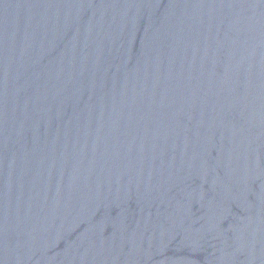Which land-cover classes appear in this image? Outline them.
<instances>
[{
    "label": "water",
    "instance_id": "1",
    "mask_svg": "<svg viewBox=\"0 0 264 264\" xmlns=\"http://www.w3.org/2000/svg\"><path fill=\"white\" fill-rule=\"evenodd\" d=\"M0 264H264V0H0Z\"/></svg>",
    "mask_w": 264,
    "mask_h": 264
}]
</instances>
